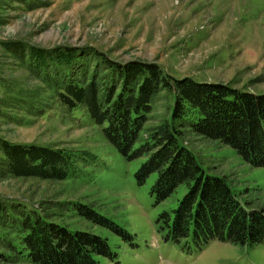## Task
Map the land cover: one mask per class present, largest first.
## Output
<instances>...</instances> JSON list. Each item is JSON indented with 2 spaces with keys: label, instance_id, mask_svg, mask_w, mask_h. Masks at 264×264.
<instances>
[{
  "label": "rangeland",
  "instance_id": "374dc122",
  "mask_svg": "<svg viewBox=\"0 0 264 264\" xmlns=\"http://www.w3.org/2000/svg\"><path fill=\"white\" fill-rule=\"evenodd\" d=\"M6 1L0 5V138L68 149L80 170L61 182L0 179V200L107 238L118 259H100V264H264V244L240 248L214 242L185 253L165 243L156 221L178 207L186 185L156 204L151 187L157 175L143 186L135 179L144 159L127 162L85 108L69 110L58 100L36 73L45 59L34 63L28 54L17 60L9 48L15 42L24 43L28 51L90 47L119 62L159 64L176 79L264 94V0ZM170 104L168 94L161 93L146 128L168 117ZM183 141L207 174L226 179L246 208L264 209V168L252 167L217 141L194 135ZM87 154L96 160L84 161ZM79 204L118 223L134 236L135 246L80 217L74 209ZM17 231L0 229V264H31L5 247L7 242L21 245Z\"/></svg>",
  "mask_w": 264,
  "mask_h": 264
},
{
  "label": "trees",
  "instance_id": "16d2710c",
  "mask_svg": "<svg viewBox=\"0 0 264 264\" xmlns=\"http://www.w3.org/2000/svg\"><path fill=\"white\" fill-rule=\"evenodd\" d=\"M2 3L7 1L0 0ZM25 47L21 42L9 45L17 60L28 54L34 63L46 60L39 62L42 68L37 76L56 91L66 108H85L127 162L144 159L135 179L143 186L157 175L151 187L156 204L186 185L187 193L178 207L161 213L156 221L165 243L177 245L185 253L202 251L214 242L240 248L264 244V209L246 208L226 179L207 174L183 141L189 135L217 141L234 149L252 167L264 168V94L191 78L176 79L159 64L119 62L90 47H30V51ZM163 92L171 98L168 117L146 128L152 121L155 100ZM83 159L96 157L87 154ZM79 170L68 149L0 138V179L61 182L75 177ZM21 205L0 200V229L18 228L22 235L20 246L12 242L5 245L11 253L26 256L31 264L117 262L118 253L107 238L73 230L53 220L52 214L27 211ZM74 209L80 217L135 246L134 236L112 219L88 205L79 204Z\"/></svg>",
  "mask_w": 264,
  "mask_h": 264
}]
</instances>
